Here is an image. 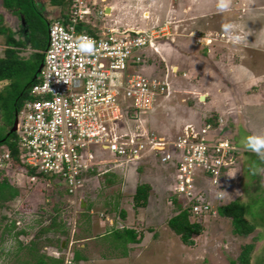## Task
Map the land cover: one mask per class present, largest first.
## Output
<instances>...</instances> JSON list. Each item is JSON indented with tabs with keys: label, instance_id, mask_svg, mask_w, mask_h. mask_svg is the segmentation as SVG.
<instances>
[{
	"label": "rangeland",
	"instance_id": "rangeland-1",
	"mask_svg": "<svg viewBox=\"0 0 264 264\" xmlns=\"http://www.w3.org/2000/svg\"><path fill=\"white\" fill-rule=\"evenodd\" d=\"M92 1L98 2L97 12H103V6L108 11L101 18L94 13L101 28H139L144 30L142 33L166 29L165 32L169 31L171 35L162 37L160 34L156 41L159 52L155 54L152 50V54L144 58L153 66H144L140 71L149 78L164 79L168 74L170 94L160 96L151 112L129 118L128 125L175 140L188 123L201 128L207 119L213 118L218 123L219 137L233 143L240 156L232 170L223 175L231 183L230 191L221 192L223 199L247 203L251 215L247 218L258 227L249 237L242 238L234 234L229 219L205 222L203 234L193 237L195 246H185L168 227V222L176 215L170 202L176 171L149 152L137 163L102 165L100 173L87 180L78 200L91 203L95 219L91 213V218L84 215L77 200L78 213L73 211V230H69L71 244L79 233L81 221L85 219V224L99 220L103 226H108L106 219L109 216L115 220V230L134 228L144 235V239L141 244L125 246L113 234L103 239L108 244L86 242L92 261L99 260L106 253L125 255L94 264H231V261L238 260L246 245L255 246L252 264H264V157L246 149L243 143L248 136H264V0H224L228 7L222 12L217 8L220 0ZM110 4L116 7L111 17ZM43 10L51 17L49 11L52 9L45 7ZM148 12H152L150 18L145 16ZM0 16H5L6 24L23 37L20 22L2 10L1 0ZM161 65L163 70L158 73L156 69ZM201 97H206L203 105ZM7 126H0V134L7 132ZM3 151L4 148L0 147V153ZM108 175L115 177L108 179L105 177ZM13 181L21 188L22 194L9 205L10 211L0 214V264H32L23 253L16 255L18 241L27 243L28 239L20 237L17 241L15 233L34 227L39 218L36 209L46 200L44 208L48 211H53V206L60 200L73 207V200L66 192L65 184L57 179L52 185L33 183L16 173ZM146 184L153 192L148 206L137 210L133 200L135 189ZM53 186L60 199L51 193ZM211 200L218 202L214 197ZM121 212H125V219ZM4 214L8 215L7 221L1 219ZM80 215L85 216L80 217L81 221ZM12 222L16 228L10 232L7 228ZM90 261L85 264H93Z\"/></svg>",
	"mask_w": 264,
	"mask_h": 264
},
{
	"label": "built area",
	"instance_id": "built-area-1",
	"mask_svg": "<svg viewBox=\"0 0 264 264\" xmlns=\"http://www.w3.org/2000/svg\"><path fill=\"white\" fill-rule=\"evenodd\" d=\"M73 2L71 23L55 22L50 27L40 83L31 91L35 101L17 113L16 135L26 152V164L60 178L77 214L85 174L100 173L108 163L132 164L149 152L159 153L162 164L177 162L174 194L189 201L197 198L195 215L212 212L211 204L202 202L198 193L203 187L212 191L223 178V170H232L238 161L236 146L220 138L211 124L201 128L188 124L177 139L167 140L127 123L129 118L151 112L160 96L170 94L168 74L164 79L149 78L131 67L143 62L152 50L157 54L156 41L161 35L171 36L169 31L78 33L79 23L91 10L89 0ZM8 158H0V168ZM72 245L64 264H73Z\"/></svg>",
	"mask_w": 264,
	"mask_h": 264
},
{
	"label": "trees",
	"instance_id": "trees-1",
	"mask_svg": "<svg viewBox=\"0 0 264 264\" xmlns=\"http://www.w3.org/2000/svg\"><path fill=\"white\" fill-rule=\"evenodd\" d=\"M73 5V0H1L2 10L8 13L11 18L20 22L23 37L13 32L12 28L6 24L5 16H0V126L6 127V125H9L7 126V132L0 134V147L4 148L0 156L8 155L9 157L8 160H5L4 166L0 168V214L3 211H10L11 207L9 205L17 201L22 194L21 188L16 186L13 181V176L16 173L26 176L33 183L48 182L52 185L56 179L58 182L63 183L60 178L44 175L29 167L25 162L26 152L21 148L17 135L14 134L9 137L7 135L12 128L15 111L18 113L27 102L35 101L31 91L33 86L40 83V77L34 82L33 78L43 60L42 53L48 46L50 26L55 22L68 26L72 20ZM45 7L52 9L49 11L51 17L45 14L43 10ZM98 8H92L93 12L96 13ZM98 22L99 20L93 14L85 22L79 23L78 33L91 36L99 35L101 29H99L100 25H97ZM32 52L34 53L32 54ZM144 66L149 68L153 64L144 59L140 64H132L131 67L140 72ZM161 70H163L162 65L156 69L158 73ZM22 79L23 82H21ZM131 113H133V110H131ZM206 124H211L215 128L218 127V123L214 122L213 118L207 119L203 126ZM154 154L160 158L159 153ZM234 155L240 157L239 153ZM245 155L248 154L245 152ZM170 165L175 171L177 170V162ZM228 170L230 171V169H224L222 175H225ZM97 174L98 172L95 170L85 174L84 178L87 182ZM105 177L110 179V177L114 178L115 175ZM209 178H211L210 175H207V179ZM32 179L34 180L32 181ZM229 183V180L223 177L220 178L218 185L212 188V191L203 187L198 193L202 195V202L211 204L212 210L217 212L216 216L213 215V211L195 215L193 208L199 205L200 201L197 198L189 201L179 197L173 192L174 185L171 187L170 202L175 207L176 215L170 219L168 227L185 246H195L193 237L203 234L205 222H222L223 219H229L234 227V234L242 238L249 237L256 231L258 226L247 218L250 215V207L247 203L240 201L227 202L223 199V196L221 199L217 198L223 190H231ZM57 186L59 187V183H57ZM54 188L56 187L53 186ZM151 192L152 187L148 184L137 187L133 196L135 209L139 210L148 206ZM51 193L56 194L57 198H61L55 189ZM211 194L212 198L218 199L217 203L211 200ZM46 201L36 209L39 218L35 221L34 227L31 226L15 233L17 241L20 237L28 239L27 243L18 241L19 250L16 255L21 256L23 253L31 260L32 264H64V255L72 242L69 230H73L71 219L74 208L70 204H62L60 200L53 206V211H48L44 208ZM91 211V205L82 210L83 213L88 215ZM120 214L125 219V212ZM1 219L7 221L8 215L4 214ZM15 225V222H12L10 228L7 229L11 232L16 228ZM113 234L125 243L123 244L125 246L138 245L144 238L142 233L130 227L113 230ZM64 235L67 238L64 239ZM74 246L75 244L71 246L73 264H81L82 261H87L82 249H75ZM254 249V245H246L243 247L238 260L231 261V264H252ZM55 253H59L61 256L57 257L54 255Z\"/></svg>",
	"mask_w": 264,
	"mask_h": 264
},
{
	"label": "crops",
	"instance_id": "crops-1",
	"mask_svg": "<svg viewBox=\"0 0 264 264\" xmlns=\"http://www.w3.org/2000/svg\"><path fill=\"white\" fill-rule=\"evenodd\" d=\"M107 1V0H106ZM94 2V4H97L96 3V1H93ZM103 2H105V0H100V3H103ZM113 5V4H112ZM111 4H110V6H112ZM150 5V4H149ZM153 5V4H152ZM105 6H103V12L104 13H106L107 12V9L106 8H104ZM152 7V6H151ZM114 11L116 12V7H114V6H112L111 8H110V17L112 16V14L114 13ZM133 14V13H132ZM151 15H152V12H148V13H146L145 14V16L147 17V18H150L151 17ZM125 27V26H124ZM99 29H101L102 31H109V30H120V31H131V32H135V33H138V32H142V31H144V30H139V28H128V29H125V28H121L120 26H117L116 28L115 27H111V28H101V26H100V28ZM151 68V67H150ZM193 95H195L194 93H193ZM200 99V98H199ZM201 102V101H200ZM205 102V101H204ZM204 102H201V104H204ZM189 124V123H188ZM161 137H163V136H161ZM238 158H240V157H238ZM239 161V160H238ZM129 184V183H128ZM129 185H131V183L129 184ZM137 189V188H136ZM136 189H135V192H136ZM152 192H153V189H152ZM152 192H151V194H152ZM83 194V193H82ZM81 200V208L82 209H85L87 206H90L91 205V203L88 201V200H83V199H80ZM92 206V205H91ZM86 214V213H85ZM84 214V215H85ZM91 214L93 215V217L92 216H90V218L92 217V218H94V213H93V209H92V211H91ZM83 215V214H82ZM82 215H80L79 216V218L82 216ZM102 216V218H104V215L102 214L101 215ZM83 217H85V216H82V219H83ZM95 219V218H94ZM85 220V219H84ZM84 220L83 221H81V218H80V223H79V229H78V234H77V236H75V241H73L74 242V244H75V246L76 245H78V244H80L79 246H78V248H80V249H82V251H83V254L85 255V257L87 258V261H82L81 262V264H85V263H88L90 260H91V257H90V253L86 250V246H85V244L84 243H91V244H108V242L107 241H103V239H106V238H108V237H110V236H112L113 235V230H115L113 227H114V219L112 218V217H107V219H106V222H108L109 223V225L108 226H103V224H102V221H99V220H96V221H93L92 223L91 222H85V224H83V222H84ZM91 223V224H90ZM123 228V227H122ZM83 229V230H82ZM138 232V231H137ZM75 233H76V231H75ZM80 234H82V236H80ZM84 235H85V237H84ZM96 235V236H95ZM144 239V238H143ZM141 244V243H140ZM75 246H74V248H75ZM77 247V246H76ZM88 247V246H87ZM77 248V249H78ZM76 249V248H75ZM92 253V252H91ZM106 254H108V253H106ZM106 254H103V255H101V258L99 259V260H97L96 258H95V260H91L90 262L91 263H95V262H102V261H106V259H118V258H123V257H121V255L119 254H117L116 255V252H114V254L113 255H110V254H108V255H106ZM95 257V256H94Z\"/></svg>",
	"mask_w": 264,
	"mask_h": 264
},
{
	"label": "clouds",
	"instance_id": "clouds-1",
	"mask_svg": "<svg viewBox=\"0 0 264 264\" xmlns=\"http://www.w3.org/2000/svg\"><path fill=\"white\" fill-rule=\"evenodd\" d=\"M93 6H96L97 7V4H94V2L92 1V0H89V8H90V10H91V13H90V15L88 16V17H90V16H92L93 14H94V12H93V10H92V8L91 7H93ZM227 7H228V5H227V3L226 2H224V0H220V2L217 4V8H218V10L219 11H225L226 9H227ZM100 13V16L98 15ZM104 12H102V11H99V12H96V14H97V16L99 17V18H101L102 17V14H103ZM87 17V18H88ZM87 18H86V20H87ZM85 20V21H86ZM85 21H83V22H85ZM54 24V23H53ZM52 24V25H53ZM51 25V26H52ZM50 26V27H51ZM49 30H50V28H49ZM101 32H102V30L100 31V34H101ZM99 34V35H100ZM88 35V34H87ZM91 36V35H90ZM48 46H49V41H48ZM48 46H47V49H48ZM46 49V50H47ZM45 50V51H46ZM44 51V52H45ZM44 52L42 53L43 54V61H44ZM5 83H8V82H5ZM16 134V133H15ZM224 139V138H223ZM226 140H228V139H226ZM243 143H244V146L246 147V149H248V150H251V151H253V152H255V153H257L258 155H261L262 157H264V136H256V135H253V136H248V137H246L245 139H244V141H243ZM233 144V143H232ZM234 145V144H233ZM235 146V145H234Z\"/></svg>",
	"mask_w": 264,
	"mask_h": 264
},
{
	"label": "water",
	"instance_id": "water-1",
	"mask_svg": "<svg viewBox=\"0 0 264 264\" xmlns=\"http://www.w3.org/2000/svg\"><path fill=\"white\" fill-rule=\"evenodd\" d=\"M43 65H44V61L42 60L40 66H39V68H38V70H37L36 73H35V76H34V78H33V82L39 79V77H40V75H41V71H42ZM200 101H201V102H204V101H205V97H201V98H200ZM15 107H16V105H15ZM17 122H18V120H17V112L15 111L14 122H13L12 128H11L9 134L7 135V137H9V136H11V135H14V134L16 133Z\"/></svg>",
	"mask_w": 264,
	"mask_h": 264
},
{
	"label": "flooded vegetation",
	"instance_id": "flooded-vegetation-1",
	"mask_svg": "<svg viewBox=\"0 0 264 264\" xmlns=\"http://www.w3.org/2000/svg\"><path fill=\"white\" fill-rule=\"evenodd\" d=\"M34 52H32V54H33Z\"/></svg>",
	"mask_w": 264,
	"mask_h": 264
},
{
	"label": "bare ground",
	"instance_id": "bare-ground-1",
	"mask_svg": "<svg viewBox=\"0 0 264 264\" xmlns=\"http://www.w3.org/2000/svg\"><path fill=\"white\" fill-rule=\"evenodd\" d=\"M108 12V11H107ZM206 98V97H205Z\"/></svg>",
	"mask_w": 264,
	"mask_h": 264
}]
</instances>
